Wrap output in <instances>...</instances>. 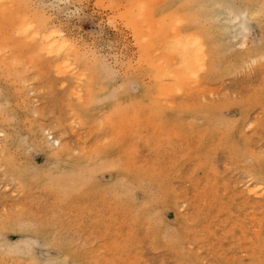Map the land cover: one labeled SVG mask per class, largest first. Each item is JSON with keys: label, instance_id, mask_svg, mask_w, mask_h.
Segmentation results:
<instances>
[{"label": "rangeland", "instance_id": "rangeland-1", "mask_svg": "<svg viewBox=\"0 0 264 264\" xmlns=\"http://www.w3.org/2000/svg\"><path fill=\"white\" fill-rule=\"evenodd\" d=\"M11 1L17 4L19 12H21L19 6L20 8L29 6L31 9L28 8L27 11L30 14L35 12L36 17L42 15V18L46 17L44 20L48 30L58 29L56 32L66 38L73 49V54L79 56L77 58L73 55L71 57L73 62L70 60L76 66L75 70L82 72V69L87 70L92 66V69L85 71L87 73L85 75L92 79L97 74L98 76L93 82L91 79L86 82L85 76L82 79L72 72L59 70L60 73L56 69L59 68V62L61 63L59 56L54 58V53L49 52V54L44 49L40 50L39 39L26 37L28 35H23L10 25L6 27L7 23H5V37H0V46L3 49L0 51L2 55L0 56V129L6 130V134L0 135V264H264V195L258 196L249 191L250 188H254L255 181L264 182L263 64L259 63V66L254 65L255 67L245 65L241 70L219 78L198 74L205 67L197 66L200 71L194 70L190 77L200 75L202 84L205 86L207 84L211 92H208L209 89L206 95L205 92H201V96L204 97L196 95L198 98L194 96L193 101L192 99L188 101L189 96H181L180 93L183 91L176 88L175 90L171 88L169 91L172 92L167 95H162L165 89L164 92L160 91L161 94H157L159 91L156 92L154 87L157 81L153 80L152 73L144 66L145 64L142 63L144 61L140 57L142 49L140 52L136 51L143 45L137 43L138 40L132 39L133 30L129 25L126 26L127 21L126 25L124 24L125 14L118 15L119 10L123 11L122 4V6L116 5L119 9L115 11L112 9L115 8V4L113 7L111 5L114 0L112 2L110 0H21L24 4L19 0H1L0 9L4 8V10H0V26L4 25L10 16L5 7L11 5ZM127 1L132 2V0ZM161 1H155L154 4L146 3L151 4L150 7L147 5L148 10L151 8L150 13L147 11L149 17L159 19L167 16L170 19L171 13L175 11V17L179 20L181 14L178 12H184L185 5L181 8L184 2L176 5L178 8H175L169 5L167 0ZM117 2L119 3L120 0ZM160 2L162 4H159ZM137 4L139 12L142 4L138 2ZM16 6L13 5V8L10 6V9L13 10ZM42 12H45V15ZM177 14L180 16L178 17ZM183 14H186V11ZM260 14L264 15V9L251 15V19L248 20L251 30L249 36L254 39L250 44L252 46L264 36V17ZM142 15H136L135 19L141 22L145 18V15L144 18ZM149 17L146 19L148 20ZM175 17L173 16V19ZM187 17L183 16L184 23L181 24L183 26L178 32L184 30L188 22L185 23L184 18ZM146 19L142 20L143 25L147 23ZM158 19L157 24H163L159 23ZM169 19L164 20V23L166 24ZM155 20L151 21L155 22ZM174 20L173 22L178 24L181 22ZM188 20L190 21L189 18ZM165 24L163 26L169 27L168 23ZM146 26L149 29L147 24ZM163 26L162 28L166 30ZM175 26L180 27L177 24ZM194 29L195 27H192L188 32L195 31ZM59 30L61 32H58ZM171 32L167 35L170 36ZM164 36H159L158 39L163 40L161 38ZM221 37L222 48L228 50L224 57L234 55L240 49L241 45L238 41L241 36L233 37L222 33ZM164 41L165 38L162 42ZM168 41L165 42L169 44ZM171 42L170 45L173 46L174 43ZM137 44L139 47L136 48ZM162 45L161 43L160 47L158 45L156 47L168 48ZM77 50L81 52L77 53ZM167 50L169 48L165 51ZM79 58L80 60L77 61ZM7 59H10L9 62ZM11 61H14V66L17 68L13 67L14 63ZM173 61L177 62L176 59ZM138 65L139 67H136ZM125 67L134 68L129 71ZM96 70L97 74L94 72ZM35 73L37 76L34 75ZM70 76H74L76 80L73 81V77ZM165 80H163L165 84L170 80L175 82L173 77L167 79V83ZM80 82L83 83L80 85ZM190 82L195 85L193 80ZM118 85L121 86L118 88ZM85 86L87 89L84 91ZM89 87L95 88L89 90ZM113 88H117L114 94ZM143 88L147 89L146 93ZM71 89L75 91L73 94ZM174 91L178 93H176L178 98L174 96ZM198 91L200 90L195 92L199 94ZM195 92L193 95L196 94ZM106 93H110V96ZM152 94L157 95L158 99H154ZM72 95L75 97L72 98ZM221 95L224 97H220ZM210 97L212 101L216 98V102L211 103ZM196 98L197 100L203 98V102L199 100L197 103ZM90 99L92 104L89 103ZM97 99L100 102H96ZM149 99L155 101L151 100L153 101L151 102ZM208 99L210 100L207 103ZM233 99L236 101L233 102ZM85 102L90 105H86ZM153 103H156V106ZM200 103L202 107L207 103L206 105L212 108L208 106L207 109L206 106L199 109ZM157 106L169 108L163 110L161 107V110L157 111L163 110V113H156L154 107ZM172 107L180 111L172 113ZM118 108L123 110L120 111L124 115L119 113L121 118ZM150 110H154L158 115ZM132 111L134 113L138 111L139 114H136L142 116L139 118L135 115L134 120ZM246 111L249 113L248 116H244L245 120L253 122L250 126L246 125L247 122L241 116ZM168 113L173 115L171 122L166 116ZM129 114L133 118L132 122L128 117ZM143 116L149 118L146 120L150 123H153L154 118H158L155 120L158 128L154 127L153 130L154 123H151V126H147L145 122L140 123L142 120L145 121V118L141 120ZM112 118L115 122L118 119V123L122 119V123L125 122L124 124L129 126L128 130L132 128L130 133L126 132L127 129L123 130L125 125L123 126L121 121L122 126L117 123L115 125H119V128L121 126L123 131L117 132V126L112 124L114 123ZM98 121L101 122L100 126ZM102 121L103 123L110 121V125L112 124L114 128L111 130L110 125H102ZM149 126L150 131L147 129ZM45 128H49L51 133H45ZM113 130L117 133V137ZM156 130L160 134H157ZM161 130L165 135L163 140L160 136V139L158 138V135L163 134ZM122 132L125 136L126 133L129 134L130 138L126 136L122 140L124 137V135L120 136ZM147 132H152V135L149 133L147 136ZM246 134H249L248 137ZM56 135L62 138L63 144L66 143L60 150L53 146L52 136ZM107 135L111 137L113 135L112 142V138ZM81 146H84L83 150ZM125 151H129L130 155L133 154L132 163L130 155ZM249 151H252L253 156ZM101 165H104V169ZM246 171L253 176L251 175V178L247 176V181H244V176L246 178L248 175ZM59 185L61 188L58 187Z\"/></svg>", "mask_w": 264, "mask_h": 264}, {"label": "bare ground", "instance_id": "bare-ground-1", "mask_svg": "<svg viewBox=\"0 0 264 264\" xmlns=\"http://www.w3.org/2000/svg\"><path fill=\"white\" fill-rule=\"evenodd\" d=\"M1 1V0H0ZM3 1V0H2ZM14 1H17V0H14ZM19 1H21V0H19ZM18 1V2H19ZM102 1V0H101ZM105 1V0H104ZM106 1H108V0H106ZM111 2L113 1V0H110ZM109 1V2H110ZM119 1V0H118ZM130 1V0H129ZM135 1L136 0H132V2H128L127 0H124V2H125V4H124V2L122 3V0H120V2L118 3L117 2V0H116V2H117V4H116V2H115V0H114V2H112V7H113V5L115 4V8L113 7L112 9L113 10H115V9H119V6L118 7H116V5H120V6H122L123 5V7L125 8V11H124V8L122 9L123 11L121 12V10H119L118 11V15H120L121 13H124L125 14V16H124V20H125V25H126V21H127V25L126 26H128L129 25V28L131 29V30H133V32H132V34L134 35L133 37H132V39H134L135 41H137L138 40V42L137 43H142V45H143V47H141V48H138V50L136 49V51L138 52H140V49H142V54L141 55H143V56H141L140 55V57L143 59V61L144 62H142V61H140V62H142L143 64H145L144 66H146V68L149 70V72H151L152 73V78H153V80H155V82L157 81V83H155V86L154 87H156V92L157 91H159V92H157V94H161L160 93V91H162V92H164V89H165V92L164 93H162V95L164 94V95H167V93H169V92H172V91H169V90H171V88H172V90L174 89V88H176V90L177 89H181V91H183V93L181 92L180 94H181V96H185V97H191V95H193V93L195 92V91H197V90H200V91H198L199 92V94L198 93H196L195 95H193V97L192 98H189L188 97V101L190 100L191 101V99H192V101L194 100L193 98H195V97H197L198 95H199V97L202 95L201 94V92L203 93V92H205V95L207 94V91H208V89L210 90V91H208L209 93L211 92V89L210 88H208V86H207V84H206V86L204 85V84H202V79L200 78V75H198V74H205V75H207L208 77H211V78H219V77H222V76H224V75H227V74H233L234 72H237L238 70H241L242 68H244V66L245 65H250V67H251V65H253V67H255L254 65H258L259 63H260V65L261 64H263V66H264V36H263V38H262V40L261 41H259L255 46H252V45H250L253 41H254V39H253V37H251V36H249V34H250V32H251V30H250V26H249V24H248V20H250L251 19V15H253V14H255V13H258V11H262L263 9H264V0H167V3L169 4V5H172L173 7H177L178 8V6H176V5H178L179 3H182V1L184 2V4L182 3V5H181V8L184 6V12H178V14H181V16L180 15H178L177 14V16L179 17V20L178 19H176L177 17H175L176 16V12L175 11H173V14L171 13V12H169V14L171 13V15H170V19H169V17L167 18V16H163V17H160L159 19H158V17H156V18H154L153 17V19H156L155 20V22H152L153 21V19H152V17L150 16L149 17V13H150V9L151 8H149V10H148V7H150L149 5H151L150 3H155V1H160V0H153V1H149V0H137L136 1V3H135ZM143 3H142V2ZM146 1V2H145ZM162 1H165V0H162ZM161 1V2H162ZM17 2V3H18ZM22 2V1H21ZM24 2V1H23ZM22 2V3H23ZM128 2V3H127ZM137 2L138 3H140V4H142V7H141V9H139V12L141 13H143L144 15L147 13V11H149V13H147V16L145 15V18H144V15H142V13L140 14L138 11H137V8H139V5L137 4ZM148 2H150L149 3V5L148 4H146V3H148ZM159 3V4H162V3ZM12 3V1L10 2V4ZM25 3H27V1L25 2ZM101 4H102V2H100ZM99 3V4H100ZM128 5H127V4ZM24 4V3H23ZM122 4V5H121ZM146 4V5H145ZM152 4V5H153ZM8 5H9V2H8ZM13 5H17V4H15V2L14 3H12L11 5H9V6H6L5 7V9H6V11H8V13L7 14H9L10 16H8L9 18V20L7 19V17H6V19H7V21L6 22H4V25H2V26H0V37L1 38H3V37H5V33H4V28H6L7 27V25H10L11 27H14L16 30H18L20 33H23V35H28V36H26V37H30V38H34V39H39L40 40V50L41 49H44V50H46V51H48L47 53H54V58H58V56L61 58V63L59 62V65H58V67L60 68H56L58 71L59 70H61L62 72H66V73H68V72H72V73H74V75L76 76V77H78V78H84V76H85V78H87L88 76H86L85 75V71H88V69H90V68H88L87 70L84 68V70L82 69V72H79V71H77V70H75L76 69V66L74 65V63H72L73 61L71 60V57L73 56V55H75V54H73L74 52H73V49L69 46V44H68V42L66 41V38H64V37H62L60 34H58L56 31L58 30L57 28V30L56 31H54V30H52V28H51V26H49L50 28H51V30H48V28H47V25H46V21L44 20V18H46V17H44V18H42L43 17V15H42V17H36V15H35V12H34V14L33 13H29L28 11H27V9L28 8H30L29 6H28V8H25L24 6L22 7V8H20V6H19V9H21L20 11L22 12H19V10H18V7L16 6V7H14L15 9H10ZM20 5H21V3H20ZM31 5V4H30ZM107 5L109 6V7H111L110 6V4L109 3H107ZM143 5H144V7L146 8L147 7V5H148V7L145 9L144 7H143ZM11 6V7H10ZM22 6V5H21ZM26 6V5H25ZM104 6V5H103ZM127 8H126V7ZM138 6V7H137ZM156 6V5H155ZM9 8V9H8ZM13 8V7H12ZM25 8V9H24ZM120 8H122V7H120ZM142 8H144V10L142 9ZM1 9H3L4 10V8H1ZM0 9V10H1ZM22 9H24V10H22ZM31 9V8H30ZM180 9V8H179ZM26 10V11H25ZM29 10V9H28ZM135 10V11H134ZM141 10V11H140ZM175 10V9H174ZM23 11H24V13H23ZM31 11V10H30ZM35 11H36V9H35ZM42 11V10H41ZM116 11V10H115ZM133 11H134V13H133ZM185 11H186V14H183V13H185ZM17 12L18 13H20V14H17ZM33 12V11H32ZM37 12H39V10L37 11ZM36 12V13H37ZM126 12V13H125ZM175 12V13H174ZM0 13H1V11H0ZM42 13H44V15H45V12H42ZM135 13H138V14H135ZM6 14V15H7ZM33 14V15H32ZM117 14V13H116ZM169 14H167V15H169ZM5 15V16H6ZM35 15V16H34ZM135 15V16H134ZM136 15H142V18H144V19H146L147 17H149V21L146 19L145 20V22H147V23H145V25H143V22H142V20L144 21V19H142V18H140V19H142L141 20V22L140 21H137L135 18H136ZM263 15V14H262ZM261 14H260V16H262ZM4 16V15H3ZM40 16V15H39ZM48 16V15H47ZM116 16V15H115ZM120 16H122V15H120ZM172 16V17H171ZM173 16L175 17L174 19H176V20H174L173 19ZM183 16H188L187 18H184L185 19V23L187 22V25H185V27H184V30H182V32H178V30H181V29H179V28H181L183 25H181V24H183L184 22H183ZM2 17V16H1ZM263 17H264V15H263ZM49 18V17H48ZM47 18V19H48ZM118 18H120V17H118ZM165 18H167V19H165ZM188 18L190 19V21L188 20ZM260 18H262V17H260ZM46 19V20H47ZM121 19V18H120ZM119 19V20H120ZM122 19H123V17H122ZM121 19V20H122ZM137 19H139L138 17H137ZM157 19H158V21H159V23L161 22V23H163V24H165L164 22V20H168L169 19V21L168 22H166V24L168 23V26L169 27H166V26H163V24H157L158 22H157ZM5 20V19H4ZM50 20V19H49ZM120 20V21H121ZM152 20V21H151ZM162 20H163V22H162ZM173 20L174 21H180L181 20V22H179L180 24H178V23H175V22H173ZM135 21H136V23H135ZM177 21V22H178ZM137 22H139L138 24H137ZM149 22H151V23H149ZM192 22H193V24H192ZM5 23H7L6 24V27H5ZM141 23H142V25H141ZM149 23V24H148ZM170 23H172V24H170ZM146 24L149 26V29L147 28V26H146ZM153 24V25H152ZM165 24V25H166ZM175 24H177V25H180V27L179 26H175ZM125 25H123V26H125ZM160 25V26H159ZM172 25V26H171ZM263 25V24H262ZM140 26V27H139ZM156 26H157V28H156ZM162 26L163 27H166L165 29L166 30H164L163 28H162ZM171 26V27H170ZM52 27H56V26H52ZM143 27V28H142ZM145 27V28H144ZM150 27H151V29H150ZM174 29H176V30H174ZM176 27V28H175ZM192 27H195V31H192V30H190V32H188L189 31V29H191ZM13 28V29H14ZM53 28V29H54ZM129 28H128V30H129ZM141 28V29H140ZM147 28V29H146ZM152 28H154L153 30H152ZM156 28V29H155ZM161 28H162V31H161ZM173 30H172V29ZM143 29V30H142ZM146 29V30H145ZM145 30V31H144ZM164 30V31H163ZM10 31H12V30H10ZM130 31V30H129ZM169 31V32H168ZM170 31H175V32H171V37L170 36H168L169 34L168 33H170ZM58 32H61L60 30L58 31ZM131 32V31H130ZM168 32V33H167ZM177 32H178V34H177ZM162 33V34H161ZM164 33V34H163ZM166 33V34H165ZM175 33V34H174ZM222 33H227V36H229V35H232L233 37H238V36H241L240 37V40L238 41L239 43H240V45H241V47H240V49L233 55V54H231L229 57L228 56H226V57H224L225 56V52H227L228 50L227 49H223L222 48V37H221V34ZM63 34H65V33H63ZM131 34V35H132ZM161 34V35H160ZM168 34V35H167ZM7 35V34H6ZM22 35V36H23ZM162 35H165L163 38H161V39H163L164 40V38H165V41L167 42L168 40H170V42H171V40H172V42L174 43L173 44V46L172 45H170V42H169V44L168 43H166L165 41H164V43L162 42L163 40H159L158 38H159V36L161 37ZM167 35V36H166ZM174 35H178V37H174ZM158 36V37H157ZM173 36V37H172ZM156 37V38H155ZM166 37H167V39H166ZM168 38H170V39H168ZM172 38V39H171ZM177 39V40H175V39ZM155 40V41H154ZM159 42V44H163V45H166V44H168V45H170V46H168V45H166L168 48H169V50H167V51H165L166 49H168V48H165V49H162V48H160V49H158L160 46H159V44H157L158 42ZM172 42H171V44H172ZM136 43V42H135ZM154 43H155V45H154ZM10 44V43H9ZM18 44H20V43H18ZM78 45V44H77ZM159 46V47H156V46ZM162 45V46H163ZM8 46V45H7ZM137 46H138V44L136 45V48H137ZM10 48H11V46H9ZM139 47V46H138ZM155 47L157 48V49H155ZM80 48V47H79ZM134 48H135V46H134ZM6 49V48H5ZM164 50V51H162V50ZM3 49H2V46H0V51H2ZM8 50V49H7ZM78 52H81L80 50H77V53ZM49 53V54H50ZM48 54V55H49ZM82 54V53H81ZM137 54V53H136ZM172 54H174V55H172ZM55 55L57 56V57H55ZM137 55H139V54H137ZM136 55V56H137ZM172 55V56H171ZM0 56H2V55H0ZM76 57H77V55H75ZM89 56V55H88ZM133 56H135L134 54H133ZM173 56H174V58H173ZM3 57H5L4 55H3ZM25 57V56H24ZM79 57V56H78ZM77 57V58H78ZM171 57H172V59L173 60H177V62L176 61H173L172 59H171ZM223 57L226 59H223ZM8 58V57H7ZM92 58V57H91ZM132 58V57H131ZM138 58V57H137ZM4 59V58H3ZM90 59V58H89ZM134 59V58H133ZM138 59H140V58H138ZM141 59V60H142ZM170 59H171V61H170ZM8 60V62H9V60L10 59H7ZM15 60V59H14ZM72 62H71V61ZM80 60V58L77 60V61H79ZM6 61V60H5ZM18 61H20V60H18ZM50 61V60H49ZM56 61V60H55ZM77 61H74V62H77ZM84 61H85V59H84ZM87 61V60H86ZM11 62H13L14 63V61H11ZM10 62V63H11ZM38 62V61H37ZM57 62V61H56ZM90 62V61H89ZM137 62H139V60H137ZM172 64H171V63ZM173 62H174V66H173ZM201 62H203L202 63V65L203 66H201ZM48 63V62H47ZM79 63V62H78ZM77 63V64H78ZM129 63V62H128ZM133 63H136V62H133ZM141 63V64H142ZM200 64V65H197V64ZM58 64V63H57ZM76 64V65H77ZM84 64V63H83ZM129 64H131V63H129ZM139 64V63H138ZM142 64V65H143ZM15 65V63L13 64V67H15L14 66ZM29 65V64H28ZM84 65H86V64H84ZM92 65V64H91ZM96 65V64H95ZM3 65H1V67H2ZM126 66V65H125ZM135 66V65H134ZM143 66V67H144ZM197 66H200V68L201 67H205V69L204 68H202L201 70V72H199L198 71V67ZM259 66V65H258ZM263 66H260V67H263ZM29 67V66H28ZM36 67V66H35ZM55 67H56V65H55ZM136 67H139V65L138 66H136ZM175 67V68H174ZM15 68H17V67H15ZM34 68V67H33ZM125 68H127V67H125ZM134 68V67H133ZM133 68L131 69V68H129V69H131V70H133ZM166 68V69H165ZM198 68V69H197ZM92 69V68H91ZM113 69V68H112ZM128 68H127V70H129ZM261 69V68H260ZM41 71H42V69H40ZM166 70V71H165ZM168 70V71H167ZM194 70H197L199 73L197 74L198 75V77H197V75H196V77H190L191 76V74L192 73H194L195 71ZM205 70V71H204ZM254 70V69H253ZM22 71H23V69H22ZM21 71V72H22ZM61 71H59L60 73H61ZM105 71H107V70H105ZM125 71V70H124ZM130 71V70H129ZM252 71V70H251ZM26 72V71H25ZM94 72H96V74H97V70L96 71H94ZM206 72V73H205ZM263 72V71H262ZM24 73V72H23ZM107 73V72H106ZM105 73V74H106ZM117 72H115V74H116ZM132 73H133V71H132ZM151 73H150V75H151ZM165 73V74H164ZM197 73V72H196ZM264 73V72H263ZM21 74V73H20ZM87 74V73H86ZM95 74V73H94ZM110 74H112V73H110ZM114 74V75H115ZM125 74V73H124ZM170 76H169V75ZM181 74H183V75H181ZM188 74V75H187ZM23 75V74H22ZM34 75H36L37 76V74L35 73ZM63 76H64V74H62ZM69 75V74H68ZM148 75V74H147ZM261 75H263V74H261ZM98 76V74L93 78V79H95L96 77ZM110 76H112V75H110ZM127 75L125 74V76L124 77H126ZM32 77H33V75H32ZM68 77V76H67ZM71 77V76H70ZM69 77V78H70ZM73 77V81H75L76 79L74 78V76H72ZM71 77V78H72ZM148 77H149V75H148ZM163 77L167 80V79H172V77H173V80L175 79V84L173 83V82H171V80L168 82V80L166 81L165 79H163ZM183 77H186V78H183ZM190 77V78H189ZM36 78V77H35ZM110 78V77H109ZM156 78V79H155ZM190 79V81H194L195 82V85L193 84V82H190L189 81V79ZM196 78V79H195ZM199 78V79H198ZM28 79V78H27ZM32 79H34V78H32ZM91 79V82H93V79H92V77L91 78H87L86 79V82H87V80H90ZM98 79H100V78H98ZM150 79V78H149ZM161 79H163V80H165L166 81V83L168 82V84H169V86H168V84H165L164 82H163V80L161 81ZM184 79H185V81H187V83L184 81ZM187 79V80H186ZM77 80H79V79H77ZM97 80V79H96ZM102 80V79H101ZM24 81H25V79H24ZM30 81H31V79H30ZM124 81V80H123ZM21 82V81H20ZM29 82V81H28ZM89 82V81H88ZM188 82H190V83H188ZM81 83H83V82H80V85H81ZM121 83V82H120ZM125 83H127V82H125ZM191 83L194 85H191ZM99 84V83H98ZM98 84H96V86L98 85ZM172 84H174V86H176V87H174V86H172ZM190 84V85H189ZM75 85V84H74ZM78 85H79V83H78ZM80 85L78 86V87H80ZM84 85V84H83ZM122 85V84H121ZM121 85H118V88H119V86H121ZM124 85H126V84H124ZM184 85H187V86H184ZM204 85V86H203ZM76 86V85H75ZM93 86H94V84H93ZM95 86V87H96ZM98 86H100V84L98 85ZM97 86V87H98ZM102 86V85H101ZM172 86V87H171ZM188 86L190 87V88H188ZM77 87V88H78ZM94 87V88H95ZM107 87V86H106ZM106 87H105V89H106ZM117 87V86H116ZM185 87H186V89H187V91H186V89H185ZM192 87V88H191ZM32 88V87H31ZM30 88V89H31ZM94 88H90L89 87V90H93ZM100 88V87H99ZM103 88V87H102ZM115 88V87H114ZM113 88V89H114ZM33 89V88H32ZM79 89V88H78ZM81 89H83V88H80V90ZM87 89V87L85 86L84 87V91ZM104 89V88H103ZM117 89V88H116ZM116 89H114V91L112 92L113 94H114V92H115V90ZM121 89V88H120ZM190 89V90H189ZM259 89V88H258ZM263 89V88H262ZM97 90H99V92L101 91L100 89H96V91ZM166 90H168V92L166 91ZM175 90V89H174ZM203 90H205V91H203ZM260 90H261V88H260ZM73 91V89H71V92ZM79 91V90H78ZM77 91V92H78ZM88 91V90H87ZM103 91H105V90H103ZM143 91H144V93H146V91H147V89L146 88H143ZM213 91V90H212ZM214 91H215V89H214ZM34 92H35V90H34ZM75 91H73L71 94H73ZM93 92V91H92ZM99 92H96L97 94L99 93ZM110 92V93H111ZM175 92V91H174ZM173 92V94H174V96L176 97L177 96V98H178V93L177 92H175L174 93ZM218 92V91H217ZM221 92V91H220ZM88 93H89V91H88ZM110 93L109 94H107V95H109L110 96ZM111 93V94H112ZM177 93V94H176ZM70 93H69V95H71ZM91 94V93H90ZM95 94V93H94ZM151 94V93H150ZM173 94H171L172 96H173ZM176 94V95H175ZM226 94V93H225ZM79 95V94H78ZM84 95V94H83ZM85 95H86V93H85ZM89 95V94H88ZM92 95V97H93V94H91ZM145 95V94H144ZM197 95V96H196ZM215 95V94H214ZM229 95V94H228ZM74 95H72L71 97L72 98H74L75 96H77L76 94H75V96L73 97ZM152 96H154L153 94H152ZM157 96V95H156ZM156 96H154V99H158V97H156ZM181 96H179V98H181ZM195 96V97H194ZM230 96V95H229ZM229 96H228V98H229ZM70 97V98H71ZM80 97V96H79ZM83 97V96H82ZM86 97V96H85ZM91 97V98H92ZM103 97H104V95H103ZM115 97V96H114ZM149 98H150V96H148ZM164 97H166V96H164ZM169 97V96H168ZM168 97L165 99L164 98V100H166L167 102H168ZM184 97V98H185ZM201 97H204V96H201ZM217 97V96H216ZM220 97H224V95H221ZM226 97V96H225ZM241 97V96H240ZM77 98V97H76ZM104 98H107V96L105 95V97ZM118 98V97H117ZM116 98V99H117ZM169 98H171V97H169ZM198 98V97H197ZM197 98H196V100H197ZM212 98H214V96L212 97ZM218 98V97H217ZM227 98V99H228ZM231 98V97H230ZM78 99V98H77ZM86 99V98H85ZM93 99V98H92ZM95 99V98H94ZM99 99V98H98ZM98 99L96 100V102L98 101ZM102 99V97L100 98V100ZM154 99H151V100H154ZM161 98H159V100H160ZM210 99H211V97H210ZM210 99H208V101H207V103L209 102V100ZM219 99V98H218ZM80 100V99H79ZM115 100V99H114ZM150 100V99H149ZM150 100V101H151ZM200 100V101H199ZM199 100H197V103H198V101L199 102H203V98H202V100H201V98H199ZM207 100V99H206ZM213 99H211L210 100V102L212 103V102H216V98H215V100L214 101H212ZM230 100V99H229ZM81 101V100H80ZM83 101H85L84 99H83ZM90 101L91 102H89L90 104H92V100L90 99ZM93 101H95V100H93ZM103 101H104V99H103ZM137 101V100H136ZM155 101V100H154ZM166 101H165V103H166ZM172 101H174V99H173V97H172ZM232 101V100H231ZM236 101V100H235ZM234 101V99H233V102H235ZM88 102V101H87ZM87 102H85V104L86 105H90L89 103L87 104ZM95 102V103H96ZM98 102H100V101H98ZM118 102V101H117ZM120 102V101H119ZM151 102H153V101H151ZM156 102H157V100H156ZM158 102H160V101H158ZM161 102L163 103V101H162V99H161ZM161 102H160V104L159 103H157V105L159 104V105H161ZM170 102H171V99H170ZM170 102H169V104H170ZM219 102V101H218ZM229 102V101H228ZM227 102V103H228ZM94 103V102H93ZM196 103V104H197ZM205 103V102H204ZM206 103V104H207ZM226 103V104H227ZM80 104V103H79ZM118 104V103H117ZM154 104V103H153ZM156 104V103H155ZM154 104V105H155ZM164 104V103H163ZM162 104V105H163ZM195 104V103H194ZM206 104H204L203 106L204 107H202V105H201V103L199 104V105H201L200 106V108L199 109H203V108H206ZM220 104V103H219ZM218 104V105H219ZM232 104V103H231ZM237 104H239V103H237ZM127 105V104H126ZM147 105V104H146ZM150 105V104H149ZM167 105V104H166ZM198 105V104H197ZM214 105V104H213ZM217 105V104H216ZM225 105V104H224ZM82 106H83V104H82ZM124 106V105H123ZM122 106V109L124 108ZM156 106V105H155ZM165 106V105H164ZM196 106V105H195ZM209 106V105H208ZM208 106H207V109H208ZM219 106H221V105H219ZM127 107V106H126ZM125 107V108H126ZM149 107V106H148ZM147 107V108H148ZM158 107V106H157ZM157 107L155 108L154 107V109H155V111H157V110H161V107L159 108V109H157ZM170 108H171V105L169 106ZM168 107V108H169ZM179 107V106H178ZM189 107V106H188ZM193 108H195L194 106H192ZM197 108H198V106H196ZM209 107H211V106H209ZM83 108H84V106H83ZM112 108H114V111L116 110L115 109V107L113 106ZM129 107H127V109H128ZM131 108H133L132 106H131ZM164 108H166V109H168L167 107H164ZM164 108L162 107V109L164 110ZM173 108V107H172ZM183 108H184V106H183ZM212 108V107H211ZM35 109V108H34ZM75 109V108H74ZM122 109H120V108H118V110L120 111V110H122ZM126 109V110H127ZM150 109V108H149ZM178 109H180V107L178 108ZM178 109H174L173 108V110H172V113H177V110ZM190 109V108H189ZM38 109L36 108V111H37ZM112 110V109H111ZM117 110V111H118ZM125 110V109H124ZM129 110V109H128ZM127 110V111H128ZM133 110H136V109H133ZM138 110H139V108H138ZM142 110V109H141ZM162 110V111H163ZM171 110V109H170ZM185 110H187V108L185 109ZM193 110V109H192ZM206 110V109H205ZM118 111V114L120 113V114H122V112L120 111L119 112ZM123 111V110H122ZM127 111L125 112V116H126V118H127V115H126V113H127ZM130 111V110H129ZM128 111V112H129ZM155 111L153 110V111H151L150 110V112H154V114H156V113H161V112H156L155 113ZM178 111H180V110H178ZM184 111V110H183ZM113 112V111H112ZM133 113H134V111H132ZM144 112V111H143ZM77 112H75V114H76ZM109 114L111 113L110 111L108 112ZM108 113H106V114H108ZM139 114V112L137 111V112H135L134 113V115L132 116L133 118H134V120H135V115H137V114ZM142 113V112H141ZM163 113V112H162ZM193 113V112H192ZM236 113V112H235ZM248 113L249 112H244V113H242L241 114V116H242V119L243 120H245V117L244 116H248ZM78 114V113H77ZM105 114V117L107 116V118H108V115H106ZM113 114H115V113H113ZM117 114V115H118ZM119 114V115H120ZM148 114V113H147ZM150 114H153V113H150ZM122 115H124V114H122ZM131 114H129L128 115V117H129V119H131V122H132V120H133V118L130 116ZM149 115V114H148ZM148 115H146V116H148ZM158 114H156V116H157ZM165 115V114H164ZM103 116H104V114H103ZM114 116V115H113ZM113 116H111V117H113ZM125 116H123L122 118L124 119L125 118ZM142 116V115H141ZM141 116H139V115H137V117H141ZM146 116H143L142 118H141V120L143 119V118H145V121H143L142 120V122H140V123H143L144 124V122H145V124L148 126V125H152L153 123L155 124V120H157V119H155L154 117V121H153V123L151 124L150 123V121L149 120H146ZM161 116H162V114H161ZM166 116H168L169 117V122H171L172 121V117L171 116H173L172 114H170V113H168V114H166ZM204 116H205V114H204ZM207 116V115H206ZM72 117H73V115H72ZM117 117V116H116ZM131 117V118H130ZM163 117V116H162ZM262 117V116H261ZM115 118V117H114ZM119 118H121V115H120V117ZM150 118H151V116H150ZM74 119H75V117H74ZM102 119V118H101ZM147 119H149V118H147ZM152 119V118H151ZM161 119V118H160ZM168 119V118H167ZM166 119V120H167ZM225 119V118H224ZM233 119V118H232ZM77 120V118L75 119V121ZM104 120H105V118H104ZM103 120V121H104ZM107 120V119H106ZM110 120V119H109ZM122 119H120V121H121ZM136 120H137V118H136ZM191 120H193V119H191ZM190 120V121H191ZM227 120V119H226ZM225 120V121H226ZM248 120V119H247ZM99 121H100V119H99ZM98 121V123H99V126L101 125L100 123L101 122H99ZM103 121H102V125H104V124H108V126L110 125V121L109 122H104L103 123ZM114 121V123H112ZM120 121H119V123H118V119H117V122H115V119H113L112 118V124H120ZM149 121V122H148ZM152 121V120H151ZM159 121V120H158ZM235 121H236V119H235ZM246 121V120H245ZM73 122V121H72ZM77 122H78V120H77ZM149 123V124H147V123ZM162 122H163V120H162ZM164 122H166V121H164ZM247 123H246V125L247 126H250V125H252L253 124V122L250 120H248V121H246ZM71 123V122H70ZM125 123V122H124ZM124 123H122V121H121V124L124 126L125 124ZM158 123V122H157ZM159 123H161V122H159ZM190 123V122H189ZM110 125L109 127H111V128H109V129H111L112 130V128H114V126L113 125ZM120 124V125H121ZM131 123H129V125H130ZM132 124H134V123H132ZM139 124V123H138ZM184 124V123H183ZM231 124V123H230ZM237 124V123H236ZM256 124V123H255ZM261 124V123H260ZM41 125V124H40ZM76 125V124H75ZM95 125H97L96 123H95ZM105 125V126H106ZM121 125V126H122ZM163 125V124H162ZM174 125V124H173ZM93 126V128H94V124L92 125ZM115 126H117V125H115ZM119 126V125H118ZM116 127V129H117V132H119V131H123V130H128V128L127 127H129V126H124L125 127V129L123 128V130H122V127L120 126V128L119 127ZM134 126V129H135V125H133ZM145 126V125H144ZM143 125H142V127H144ZM150 126L149 127H147V129H149L150 128ZM158 126V125H157ZM174 126H176V125H174ZM235 125H233V127H234ZM257 126V125H256ZM259 126V125H258ZM91 127V126H90ZM97 128H98V125L96 126ZM132 127V126H131ZM158 128V127H156V124H155V126H153V130H155V128ZM160 127V126H159ZM189 127V126H188ZM211 127V126H210ZM220 127V126H219ZM228 127V126H227ZM231 127V126H230ZM233 127L231 128V129H233ZM252 127V126H251ZM100 128V127H99ZM152 128V127H151ZM162 128H163V126H162ZM161 128V129H162ZM176 128H178V126L176 127ZM180 128V127H179ZM192 128V127H191ZM229 128V127H228ZM227 128V129H228ZM239 128V127H238ZM242 128H243V126H242ZM51 129H52V127H51ZM96 129V128H95ZM169 129H171V128H169ZM235 129V128H234ZM130 130H132V128L130 129L129 128V130L128 131H126L127 133L129 132L130 133ZM146 130V129H145ZM167 130V129H166ZM217 130V129H216ZM246 130V129H245ZM44 131H45V133H51L50 132V129L49 128H45L44 129ZM52 131V130H51ZM114 132L113 133H115V130H113ZM149 131H150V129H149ZM152 131V130H151ZM157 131V130H156ZM155 131V132H156ZM178 131H180V130H178ZM255 131V130H254ZM53 132V131H52ZM110 132H112V131H110ZM133 132V131H132ZM160 132H162V130L160 131ZM209 132H210V130H209ZM112 133V134H113ZM120 133V132H119ZM118 133V134H119ZM124 132H122V134H120V136H122V135H124L123 134ZM127 133H126V136H128L127 135ZM148 133V135L147 136H149V133L151 134L152 132H147ZM154 133V132H153ZM157 134H160L159 133V131H157L156 132ZM163 133V132H162ZM177 133V132H176ZM229 133H230V131H229ZM243 133H245V131H243ZM4 134H6V130L5 129H0V135H4ZM44 134V133H43ZM111 134V133H110ZM117 133H115V135H116ZM178 134V133H177ZM183 134V133H182ZM60 135V134H59ZM106 135V134H105ZM115 135H114V137H115ZM152 135V134H151ZM150 135V136H151ZM163 135H164V133L163 134H161V135H158V138H159V136L161 137V139L163 138ZM175 135V134H174ZM179 135H181V133L179 134ZM247 135H249V134H246V136ZM44 136H45V134H44ZM107 136H109V135H107ZM106 136V137H107ZM118 135H116V137H117ZM125 135H124V137H122V140H124L125 139V137H126ZM146 136V137H147ZM165 136V135H164ZM226 136H227V134H226ZM242 136V135H241ZM64 137V136H63ZM109 137H111V136H109ZM129 137V136H128ZM248 137V136H247ZM52 138H54V140H53V146H55L56 148H58L59 150L63 147V145H66V143L65 144H63V142H62V138L61 137H59V136H52ZM112 138V139H111ZM110 139H111V142H112V140H113V135H112V137H111ZM130 138V137H129ZM149 138V137H148ZM224 138V137H223ZM251 138V137H250ZM249 138V139H250ZM43 139V138H42ZM107 139H108V137H107ZM147 139V138H146ZM150 139H152L151 137H150ZM160 139V138H159ZM230 139V138H229ZM228 139V140H229ZM247 139V138H246ZM51 140V138H49V141ZM121 140V141H122ZM163 140V139H162ZM260 140V139H259ZM105 141V140H104ZM154 141H155V139H154ZM248 141V140H247ZM249 141H251V139L249 140ZM258 141V140H257ZM66 142V141H65ZM106 142V141H105ZM117 142V141H116ZM243 142V141H242ZM51 143H52V141H51ZM118 143H119V141H118ZM249 143V142H248ZM44 144V143H43ZM104 144H107V143H104ZM244 144V143H243ZM127 145V144H126ZM125 145V146H126ZM129 145V144H128ZM248 145V144H247ZM249 146V145H248ZM248 146H245L246 148L248 147ZM251 146V145H250ZM249 146V147H250ZM3 147V146H2ZM82 147V146H81ZM129 147H130V145H129ZM74 148V147H73ZM83 148H84V146L82 147V149L81 148H78V149H81V150H83ZM123 148V147H122ZM128 148V147H127ZM236 148V147H235ZM246 148H245V150H246ZM254 148V147H253ZM85 149H86V147H85ZM123 149H125V148H123ZM231 149V148H230ZM247 149H249V148H247ZM57 150V149H56ZM81 150H79V151H81ZM93 150V149H92ZM127 150V149H126ZM212 150V149H211ZM238 150V149H237ZM95 151V150H94ZM97 151V150H96ZM130 151V150H129ZM129 151L128 152H126L127 154H129ZM205 151V150H204ZM247 151V150H246ZM262 152H263V150H261ZM90 152V151H89ZM88 152V153H89ZM231 152H232V149H231ZM251 152V156H253L252 155V151H249V153ZM256 152H257V150H256ZM85 153H87V152H85ZM94 153V152H93ZM130 153H132V152H130ZM133 153H134V151H133ZM246 154H248L247 152H245ZM2 154V153H1ZM90 154V153H89ZM98 154V153H97ZM97 154H96V157L98 158V156H97ZM120 154V153H119ZM257 154H260V153H257ZM264 154V153H263ZM90 155H92V154H90ZM94 155H95V153H94ZM99 155V154H98ZM101 155H103V154H101ZM130 155V154H129ZM132 155V156H131ZM130 155V161H131V163H132V157H133V154H131ZM55 156V155H54ZM85 156V155H84ZM89 155H87V157H88ZM234 156H235V154H234ZM250 156V157H251ZM261 156V155H260ZM95 156H94V158H96ZM113 157V156H112ZM127 157V156H126ZM244 158H246V156H243ZM262 158H263V156H261ZM89 158V157H88ZM252 158V157H251ZM261 158V159H262ZM90 159V158H89ZM92 159V158H91ZM99 159V158H98ZM104 159V158H103ZM111 159V158H110ZM255 159H256V157H255ZM81 160V159H80ZM100 160V159H99ZM119 160V159H118ZM96 161V160H95ZM259 161V160H258ZM92 162H93V159H92ZM103 162V161H102ZM118 161H116V163H117ZM254 162V161H253ZM96 163V162H95ZM121 163V162H120ZM130 163V164H131ZM261 163H262V161H261ZM115 164V163H114ZM119 164V163H118ZM231 164V163H230ZM133 165V164H132ZM258 165H259V163H258ZM103 168L102 169H104V165H101ZM111 166H112V164H111ZM126 166V165H125ZM251 167H253L252 165H250ZM249 166V167H250ZM255 166V165H254ZM106 167V166H105ZM127 167V166H126ZM249 170V169H248ZM148 171V170H147ZM245 173V172H244ZM253 173V172H252ZM152 174V173H151ZM246 174H248V171H246ZM251 173L250 174H248V175H246V178H245V176H244V181L247 179V176L248 177H250L251 178ZM259 175V174H258ZM262 175V174H261ZM138 176V175H137ZM253 176V175H252ZM263 176V175H262ZM256 177H257V175H256ZM259 177V176H258ZM254 178V177H253ZM57 179V178H56ZM258 179V178H257ZM251 180V179H250ZM254 180V179H253ZM140 181V180H139ZM247 181V180H246ZM58 182H59V180H58ZM51 183V182H50ZM56 183V182H55ZM54 183V184H55ZM62 183V182H61ZM8 184V183H7ZM57 184V183H56ZM55 184V186H57ZM255 186H254V188H250V192L251 193H254V194H256V195H258V196H263L264 195V182H262V181H255V184H254ZM61 185H59L58 187H60ZM72 186V185H71ZM247 187V186H246ZM61 188V187H60ZM248 188V187H247ZM249 189V188H248ZM164 190V189H163ZM242 193H243V190H242ZM255 195V196H256ZM246 201V200H245ZM255 202H256V200H254ZM263 201V200H262ZM259 202V201H258ZM262 208V207H261ZM260 209V208H259Z\"/></svg>", "mask_w": 264, "mask_h": 264}]
</instances>
